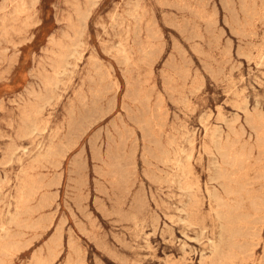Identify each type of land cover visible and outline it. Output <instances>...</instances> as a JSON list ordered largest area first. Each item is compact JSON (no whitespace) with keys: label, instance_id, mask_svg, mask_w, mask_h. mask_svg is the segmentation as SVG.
Instances as JSON below:
<instances>
[{"label":"rangeland","instance_id":"1","mask_svg":"<svg viewBox=\"0 0 264 264\" xmlns=\"http://www.w3.org/2000/svg\"><path fill=\"white\" fill-rule=\"evenodd\" d=\"M249 1L260 15L254 36L242 38L221 0H0V237L21 170L49 146L57 164L39 170L56 180L42 212L52 221L33 241L24 235L9 264L46 256L57 228L52 264L77 255L86 264H211L208 240L225 196L218 178L233 170L248 191L264 183V154L243 164L228 155L249 131L235 141L226 124L245 125V104L264 107V8ZM232 5L241 16L239 1ZM122 47L130 60L120 59ZM256 255L258 264L264 244Z\"/></svg>","mask_w":264,"mask_h":264},{"label":"bare ground","instance_id":"2","mask_svg":"<svg viewBox=\"0 0 264 264\" xmlns=\"http://www.w3.org/2000/svg\"><path fill=\"white\" fill-rule=\"evenodd\" d=\"M182 1V0H181ZM245 0L242 1V3ZM261 1V0H260ZM226 2V1H225ZM230 2V1H228ZM262 2V1H261ZM232 3V2H231ZM22 4V3H21ZM227 4V2H226ZM229 4V3H228ZM240 5V3H239ZM5 6V5H4ZM179 6V5H178ZM223 6V5H222ZM226 6V5H225ZM232 6V5H229ZM242 6V5H241ZM240 6V7H241ZM18 8V7H17ZM202 8V7H201ZM227 8V6H226ZM231 8V7H230ZM229 8V12L232 10ZM249 8V7H248ZM247 8V10H248ZM264 8V6H262ZM3 9V8H2ZM246 9V8H244ZM251 9V16L248 18V21L244 22L245 32H248L249 35L253 33L254 36V27L253 22L256 20L257 15H260L254 12L255 8ZM14 10V8H13ZM12 10V11H13ZM228 10V9H227ZM234 10V9H233ZM243 11V10H241ZM249 11V10H248ZM245 12V11H244ZM15 13V12H13ZM234 13V12H233ZM242 13V12H241ZM247 13V12H246ZM243 15V14H242ZM245 15V14H244ZM248 15V14H247ZM232 16V15H230ZM235 16V15H234ZM8 17V16H7ZM247 17V16H246ZM232 18V17H231ZM234 18V17H233ZM264 18V17H262ZM243 19V18H242ZM2 20V19H1ZM240 21V20H239ZM235 24V21H232ZM231 23V22H230ZM238 23V22H237ZM21 25V24H20ZM236 26V25H234ZM239 26V24L237 25ZM233 28V27H232ZM240 29V27H239ZM20 30V29H19ZM236 31V30H235ZM239 31V30H238ZM6 32V31H5ZM237 33V31H236ZM6 34V33H5ZM264 34V33H262ZM241 36V35H240ZM256 36V35H255ZM244 37V36H243ZM247 37V36H246ZM245 38V37H244ZM73 41V40H72ZM71 41V42H72ZM76 41V40H75ZM79 42V41H78ZM264 42V41H262ZM77 43V42H76ZM61 44V43H60ZM72 45V43H71ZM75 46V44L73 43ZM120 45V44H119ZM54 46V45H53ZM122 46V45H121ZM58 47V46H57ZM62 47V45H61ZM59 46V48H61ZM76 47V46H75ZM75 47L72 48L75 51ZM148 45L141 46L140 50L145 51ZM64 48V47H63ZM67 49V47H66ZM56 50V49H55ZM68 51H70L68 46ZM53 51V50H51ZM57 51V50H56ZM59 51V50H58ZM120 52V59L124 61L130 60V52L127 48H123ZM54 52V51H53ZM51 54H54V53ZM62 52V51H61ZM66 52V51H65ZM250 52V51H249ZM50 53V52H49ZM71 53V52H70ZM63 54V53H62ZM61 54V55H62ZM118 54V52H117ZM199 54V53H198ZM56 55V54H55ZM58 55V54H57ZM56 55V56H57ZM68 55V54H66ZM64 55V56H66ZM119 55V54H118ZM59 56V55H58ZM63 56V55H62ZM63 56V57H64ZM264 58V55L261 56ZM173 58V57H172ZM67 59V58H65ZM59 61V60H58ZM64 61V60H62ZM61 61V62H62ZM123 61V62H124ZM48 62H51V60ZM60 62V63H61ZM122 62V63H123ZM54 63V61H53ZM58 64V63H57ZM125 64V62H124ZM238 65V64H237ZM47 66V65H46ZM49 66V65H48ZM58 66V65H57ZM44 70H46L44 68ZM59 72V71H58ZM64 72V71H63ZM60 74V73H58ZM57 74V75H58ZM98 75V74H97ZM102 75V74H100ZM99 75V77H100ZM187 75V74H186ZM107 76V75H106ZM185 76V75H184ZM102 77V76H101ZM109 77V76H108ZM107 77V78H108ZM103 78L102 79L103 82ZM106 78V77H105ZM104 78V79H105ZM98 79V80H99ZM53 81V80H52ZM106 81V80H105ZM59 82V81H58ZM57 82V83H58ZM100 82V81H99ZM101 82V83H102ZM122 82V81H121ZM53 83V82H52ZM58 85V84H57ZM57 88V86H56ZM32 89V88H31ZM47 89V88H46ZM133 95L137 99L139 97L138 89L131 87ZM43 91V90H42ZM34 92V91H33ZM32 92V94H33ZM48 92H51L50 90ZM55 92V91H54ZM53 92V93H54ZM130 92V91H129ZM129 95H131V93ZM36 93V92H35ZM39 93V91H38ZM52 93V92H51ZM28 94V93H27ZM41 94V92H40ZM46 94V92H45ZM55 94V93H54ZM34 95V94H33ZM37 96V94H35ZM43 95V94H42ZM53 95V94H52ZM30 96V95H29ZM38 97V96H37ZM49 97V96H48ZM95 97V96H94ZM238 97V96H237ZM41 98V97H40ZM52 98V97H51ZM145 98V97H144ZM29 100V99H28ZM42 100V99H41ZM44 100V99H43ZM46 100V99H45ZM134 100V98H133ZM140 100V99H139ZM49 101V99H48ZM52 101V100H51ZM142 101V100H141ZM145 101V100H143ZM29 102V101H28ZM147 102V101H146ZM10 103V102H9ZM36 103V102H35ZM91 103V102H90ZM137 103V102H136ZM107 104V103H106ZM145 104V103H144ZM44 106V105H43ZM143 106V105H142ZM148 107V105H147ZM155 108V107H154ZM111 109V108H110ZM149 109V108H148ZM153 109V108H152ZM44 110V109H43ZM145 110V109H144ZM242 112V117L245 118V125H237L238 118L233 119L231 122H228L227 133L234 138V140H239L245 133V130L249 131V140L242 145L241 149L237 148V142H234L229 149V156L233 158L232 164H243L248 155L257 150V152L264 154V107H262L258 102L254 105L248 106L247 104L240 107ZM139 111V110H138ZM137 111V112H138ZM150 111V110H149ZM156 110H153V112ZM28 112V111H27ZM41 112V111H40ZM85 112V111H84ZM112 112V111H111ZM126 113V112H125ZM138 114V113H136ZM150 114V113H149ZM83 115V114H82ZM133 115V114H132ZM146 115V114H145ZM80 116V115H79ZM87 116V115H86ZM151 116V115H150ZM149 116V117H150ZM36 117V116H35ZM131 117V116H130ZM139 117V115H138ZM154 117V116H153ZM159 115L157 114V118ZM31 118V117H30ZM85 118V117H84ZM132 118V117H131ZM144 118V117H143ZM156 118V117H155ZM154 118V119H155ZM27 120V119H26ZM71 120V119H70ZM88 120V119H87ZM161 120V118L159 119ZM158 120V122H159ZM218 120V119H217ZM220 120V119H219ZM30 121V119H29ZM72 121V120H71ZM148 121V120H147ZM207 121V120H206ZM222 121V120H221ZM34 123L36 122L33 121ZM42 122V121H41ZM157 122V120H156ZM220 122V121H219ZM24 122L22 121V124ZM70 125L71 123L68 122ZM154 123V122H153ZM152 123V125H153ZM33 124V123H32ZM41 124V123H40ZM137 124V123H136ZM146 124V123H145ZM159 124V123H156ZM125 124H122V126ZM138 125V124H137ZM151 125V123H150ZM151 125V126H152ZM26 126V124H25ZM80 126V125H79ZM143 126V125H142ZM147 126V124H146ZM32 127V126H30ZM68 127H70L68 125ZM74 127V126H72ZM85 127V126H84ZM136 127V126H135ZM138 127V126H137ZM149 127V125H148ZM43 128V127H42ZM152 128V127H151ZM183 128V127H182ZM31 129V128H30ZM34 129V128H33ZM74 129V128H73ZM76 129V128H75ZM123 129V127H122ZM127 129V128H126ZM72 130V129H71ZM77 130V129H76ZM121 130V129H120ZM124 130V129H123ZM147 130V129H146ZM220 130V129H219ZM219 130L214 128L212 134H218ZM25 131V130H23ZM125 131V130H124ZM128 131V130H127ZM142 131V130H141ZM150 131V128H149ZM152 131V130H151ZM221 131V130H220ZM30 132V131H29ZM32 132V131H31ZM131 132V131H130ZM145 132V131H144ZM178 132V131H177ZM25 136L27 135L26 132ZM125 132H123L124 134ZM127 133V132H126ZM129 133V132H128ZM127 133V134H128ZM148 134V131L146 132ZM145 133V135H146ZM120 134V133H119ZM131 134V133H130ZM151 134V133H149ZM29 135V133H28ZM153 135V134H152ZM119 136V135H118ZM121 136V135H120ZM128 136V135H127ZM148 136V135H147ZM124 137V136H122ZM132 137V136H131ZM150 137V136H149ZM219 138V136H217ZM216 137V139H217ZM226 137V136H225ZM224 137V138H225ZM121 138V137H120ZM128 138V137H127ZM130 138V135H129ZM146 138V136L144 137ZM248 138V137H247ZM134 139V138H133ZM150 139V138H149ZM158 139V138H157ZM156 140V138H155ZM175 140V139H174ZM220 140V139H219ZM226 140V139H225ZM251 140H254L251 142ZM122 141L123 138H122ZM152 141V140H151ZM151 141L148 144H151ZM157 141V140H156ZM217 141V140H216ZM121 142V141H120ZM74 143V142H73ZM217 143V142H216ZM219 143V142H218ZM116 144V143H115ZM114 144V145H115ZM160 144V142L158 143ZM231 144V143H230ZM70 145V144H69ZM122 145V144H121ZM162 145V144H161ZM168 145V144H167ZM170 145V143H169ZM219 145V144H218ZM216 145V146H218ZM62 146V145H61ZM118 146V145H117ZM126 146V144H124ZM147 146V145H146ZM145 146V147H146ZM215 146V147H216ZM57 147V146H56ZM65 147V146H64ZM113 147V146H112ZM116 147V146H115ZM123 147V146H121ZM170 147V146H169ZM219 147V146H218ZM63 148V147H61ZM68 148V147H67ZM117 148V147H116ZM115 148V150H116ZM119 148V147H118ZM149 148V147H148ZM160 148L163 149V146ZM159 148V149H160ZM165 148V146H164ZM171 148V147H170ZM64 149V148H63ZM66 149V148H65ZM153 150L156 148H152ZM160 149V150H162ZM23 150V149H22ZM25 150V148H24ZM120 150V148H119ZM124 150V149H123ZM152 150V151H153ZM158 150V149H157ZM159 150V151H160ZM117 151V150H116ZM151 151V150H150ZM165 151V150H164ZM60 152V151H59ZM148 152V151H147ZM157 152V151H156ZM161 152V151H160ZM56 153L55 149L49 146L44 153H38L32 163L29 166H26L21 170V173L17 179V188L15 192V212L8 219L7 225L2 226L3 236L0 237V264H9L10 259L15 257L19 251L26 245L24 241V235L30 234L28 237L29 241H33L34 238H37V233L47 229L52 221V214H42L44 209L51 205L53 198L50 193L47 191L48 188L55 185L56 180L53 178H47L44 174L40 173L39 170L42 167L49 165L50 167H55L57 164L51 161L50 157ZM111 153V152H110ZM122 153V152H121ZM14 154V153H13ZM63 154V151H62ZM66 154V153H65ZM100 154V153H99ZM108 154V153H107ZM148 154V153H146ZM165 154V152H164ZM169 154V153H168ZM12 155V154H11ZM59 155V154H58ZM61 155V154H60ZM113 155V154H112ZM120 155V154H119ZM118 155V156H119ZM150 155H153L151 153ZM160 155V154H159ZM163 155V154H162ZM167 155V154H166ZM223 155V154H220ZM226 155V153H225ZM106 156V155H104ZM111 156V155H110ZM124 156V154H123ZM129 156V155H128ZM156 156V154H155ZM155 156H152L153 158ZM170 156V155H169ZM59 157V156H58ZM64 157V156H63ZM100 157V156H99ZM113 157H116L113 156ZM145 157V156H144ZM159 157V156H158ZM165 157V156H164ZM168 157V156H167ZM219 157V156H218ZM224 157V155H223ZM227 157V156H226ZM107 159V157H105ZM112 158V157H110ZM123 158V157H119ZM118 158V159H119ZM129 158V157H128ZM157 158V157H156ZM169 158V157H168ZM230 158V159H231ZM253 158V157H252ZM117 159V158H115ZM125 159V157H124ZM145 159V158H144ZM151 159V158H150ZM155 159V158H154ZM161 159V158H160ZM225 159V158H224ZM227 159V158H226ZM159 160V159H158ZM251 160V159H249ZM108 161V160H107ZM111 161V160H110ZM109 161V162H110ZM122 161V160H120ZM126 161V160H125ZM131 161V160H130ZM146 161V160H145ZM182 161V160H181ZM220 161V160H219ZM253 161V159H252ZM108 162V164H109ZM159 162V161H158ZM162 162V161H161ZM221 162V161H220ZM229 162V161H228ZM118 163V162H115ZM121 163V162H120ZM131 163V162H130ZM160 163V162H159ZM165 163V162H164ZM163 163V164H164ZM223 163V162H222ZM227 163V161H226ZM224 163V164H226ZM231 163V162H230ZM47 164V165H46ZM114 164V163H112ZM125 164V163H124ZM127 164V162H126ZM129 164V161H128ZM162 164V165H163ZM166 164V163H165ZM174 164V163H173ZM215 164V162H214ZM106 165V163H105ZM131 165V164H129ZM189 166V165H187ZM230 166V165H229ZM251 166V165H250ZM254 166V165H253ZM113 167V166H112ZM126 167V166H125ZM184 167V166H183ZM106 168V167H105ZM130 168V167H129ZM215 168V167H214ZM218 168V167H217ZM231 168V167H230ZM111 170V168H109ZM117 169V168H116ZM244 169V168H243ZM242 169V170H243ZM246 169V168H245ZM254 169V168H252ZM251 169V170H252ZM78 170V168H77ZM107 170V169H106ZM127 170V169H126ZM241 170V171H242ZM259 170V169H258ZM113 170H111L112 172ZM125 171V170H124ZM131 171V170H130ZM163 171V170H162ZM223 171V170H222ZM250 171V169L248 170ZM182 172V171H181ZM247 172V171H246ZM78 173V172H76ZM108 173V172H107ZM118 173V172H117ZM121 173V172H119ZM118 173V174H119ZM127 174V171L125 172ZM123 173V174H125ZM217 173V170L215 174ZM257 173V172H256ZM183 174V173H182ZM117 175V174H116ZM129 175V174H127ZM166 175V173H165ZM186 175V173H185ZM115 176V173H114ZM118 176V175H117ZM123 176V175H122ZM150 176V175H149ZM148 176V177H149ZM154 176V175H153ZM130 177V175H129ZM235 177V172L229 170L220 175L218 181L225 187V196L219 198L217 203V222L215 224V232L209 238L208 250L211 255V264H257V255L256 248L260 244H264V235H262V227H264V183H261L258 187H255L252 191H248L244 183L238 181ZM242 177V176H241ZM111 178V177H110ZM153 178V177H152ZM158 178V177H157ZM156 178V179H157ZM116 179V178H115ZM119 179V178H118ZM125 179V178H122ZM189 179V178H188ZM78 180V179H77ZM80 180V179H79ZM114 180V179H112ZM117 180V179H116ZM126 180V179H125ZM122 181V180H120ZM126 182V181H124ZM179 182V180H178ZM115 183V182H114ZM123 183V182H122ZM189 183V182H188ZM79 184V183H78ZM113 184V183H112ZM126 184V183H125ZM178 184V183H177ZM127 185V184H126ZM125 185V186H126ZM79 186V185H77ZM114 186V185H113ZM131 186V185H130ZM122 187V186H121ZM120 187V188H121ZM217 187V186H216ZM119 188V187H118ZM117 188V189H118ZM179 188V186L177 187ZM113 189V188H112ZM259 189V191H258ZM121 190V189H120ZM116 191V190H115ZM122 191V190H121ZM126 191V190H124ZM123 192V191H122ZM129 192V189L128 191ZM126 193V192H123ZM118 194V192H117ZM122 194V193H121ZM124 195V194H123ZM189 195V194H188ZM115 196V195H114ZM120 196V195H119ZM216 196V195H215ZM125 197V196H124ZM120 198V197H116ZM115 198V199H116ZM188 199V198H187ZM119 200V199H117ZM120 201V200H119ZM140 203V202H139ZM185 204V203H184ZM145 205V204H144ZM116 211V210H114ZM183 211V210H181ZM120 212V211H119ZM184 212V211H183ZM121 213V212H120ZM122 214V213H121ZM131 215V214H130ZM122 217V216H121ZM132 217V215H131ZM180 218V217H179ZM133 219V217H132ZM135 219V218H134ZM157 221V220H156ZM183 221V220H181ZM188 222V221H187ZM15 226L19 229L16 233H11L9 226ZM191 225V224H190ZM202 231V230H201ZM202 233V232H201ZM59 229H56L55 235L50 241L47 247V255H34L32 257L31 264H52L53 261L58 257L59 254ZM113 237V236H112ZM146 238V237H145ZM71 242V241H70ZM30 243V242H29ZM70 243V247H71ZM73 250V248H72ZM79 250V249H78ZM74 252V251H73ZM78 253V252H77ZM79 254V253H78ZM67 264H86L84 258L81 255L70 256L68 257ZM258 264H264V258L258 262Z\"/></svg>","mask_w":264,"mask_h":264},{"label":"crops","instance_id":"3","mask_svg":"<svg viewBox=\"0 0 264 264\" xmlns=\"http://www.w3.org/2000/svg\"><path fill=\"white\" fill-rule=\"evenodd\" d=\"M227 2V4H226V2ZM228 1H230V2H228ZM239 1V3H240V5H239V8H240V11L241 10H243V11H241L242 13L241 14H243V15H241V16H238L236 13H235V9H234V7H233V5H232V0H221V3H222V5H223V8H226V6H227V8L226 9H228V11H230L229 10V8L232 10L231 12H229L230 13V15H232L231 17V27H233L232 29L235 31H237V34L240 36V37H242V38H244V37H248L249 36V33L248 32H245L244 30H245V26H244V22L246 21H248V18H250V16H249V14L248 13H246L247 12V10L246 9H244V8H256L254 5H253V3L252 2H250L249 0H245L243 3H242V1L243 0H238ZM262 1V2H261ZM260 2H261V6H264V0H261ZM229 3V4H228ZM226 5V6H225ZM229 5H232V6H229ZM242 5V6H241ZM241 6V7H240ZM262 8V7H261ZM234 9V10H233ZM245 11V12H244ZM234 12V13H233ZM245 14V15H244ZM248 14V15H247ZM235 15V16H234ZM247 16V17H246ZM234 17V18H233ZM243 18V19H242ZM240 20V21H239ZM232 21H235V24L232 22ZM238 22V23H237ZM239 24V26H237ZM234 25H236V26H234ZM239 27H240V29H239ZM239 30V31H238ZM235 31V32H236ZM244 36V37H243Z\"/></svg>","mask_w":264,"mask_h":264}]
</instances>
